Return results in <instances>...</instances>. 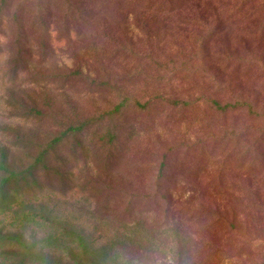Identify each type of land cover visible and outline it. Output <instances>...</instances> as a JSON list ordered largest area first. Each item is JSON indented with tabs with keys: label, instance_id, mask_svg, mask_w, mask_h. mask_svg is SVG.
Masks as SVG:
<instances>
[{
	"label": "rangeland",
	"instance_id": "rangeland-1",
	"mask_svg": "<svg viewBox=\"0 0 264 264\" xmlns=\"http://www.w3.org/2000/svg\"><path fill=\"white\" fill-rule=\"evenodd\" d=\"M19 1L0 9V264H264V0L107 8L71 42L33 3L20 38Z\"/></svg>",
	"mask_w": 264,
	"mask_h": 264
},
{
	"label": "trees",
	"instance_id": "trees-1",
	"mask_svg": "<svg viewBox=\"0 0 264 264\" xmlns=\"http://www.w3.org/2000/svg\"><path fill=\"white\" fill-rule=\"evenodd\" d=\"M8 0H0V9H5L4 6L7 4ZM146 0H20L14 9L13 13L11 14V18L18 26V35L21 37H24L22 35V25L20 21L22 20L21 15L23 12V9L29 5L30 3H33L36 6V9L34 10L33 16L31 17V23L30 25H37L43 31H47L49 28V20L51 18H56L57 15H59V20H61V23H64L63 27L66 30L61 37H65L64 41L71 42L72 39H76L82 31L85 29L86 22L91 21L92 17L95 15H99L103 13L105 14V9L110 8L112 10H118L121 8H130V9H139L144 8L148 10L151 13L162 15V16H171L173 11L178 10L179 4L176 3H170L169 1L165 0L168 3H156V0L153 1V3H149V0L146 1V6H142V2ZM249 3H253L254 1L257 2V0H247ZM155 4V5H154ZM219 5V6H218ZM242 4L241 7L231 10L229 12V17H233L234 15L241 13V15H246V17L249 15H252V13H249L252 11V7H249V12L245 11V8ZM0 10V11H1ZM207 10L210 11L211 17L214 19L220 17L225 14L227 10V6H224L222 4L212 5L207 7ZM20 19V20H19ZM200 19H206L204 18V15H200ZM85 25V26H83ZM22 35V36H21ZM98 36V33H97ZM102 37H98V41H102L100 38H105V36L102 34ZM108 39V37H107ZM214 106L216 109L222 111V113H226L232 110L237 109L238 107L235 104L229 105L226 104H218L217 102L213 101ZM119 104H116L114 106V109H118ZM246 113L249 116H252V119H255L258 117V114L253 112L251 110V107H247ZM89 122H82L75 126H68L67 129L57 137L52 138L49 141L50 147L53 145H56L62 137H66L67 135L73 134L76 135V133H80L85 126H87ZM110 139L115 136L114 134H109ZM112 140V139H111ZM171 151V149H170ZM44 152L42 154L38 155L37 161L41 159L42 156H44ZM167 158L166 152H164L161 155V161L159 162L158 170L160 173H163V170L165 169V160ZM0 169L6 172V175L3 176L0 179V193H3L6 186L10 182L11 178L14 176L15 172L12 169L7 168L3 163L0 164ZM0 208L2 209H8L13 204L12 202H9L7 199L1 200ZM15 222H19L20 224L23 223H29L31 222V217L29 215H23V216H17L13 218ZM5 238L8 240H12L14 243H19L20 248L26 251L30 249V247L24 246V244L21 242L20 237L17 234L10 233L5 235ZM78 243L82 246V239L79 236H76ZM59 239H61L60 233L58 234H50L47 237H45L43 240H41L42 246H54ZM20 264H24V262H20Z\"/></svg>",
	"mask_w": 264,
	"mask_h": 264
}]
</instances>
